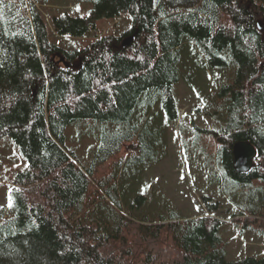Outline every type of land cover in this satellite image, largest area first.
Instances as JSON below:
<instances>
[{
  "label": "trees",
  "instance_id": "obj_1",
  "mask_svg": "<svg viewBox=\"0 0 264 264\" xmlns=\"http://www.w3.org/2000/svg\"><path fill=\"white\" fill-rule=\"evenodd\" d=\"M53 1L0 0V140L12 139L26 162L9 192L7 216L0 214V264H264V257L228 261L218 237L225 221L213 216L148 220L121 195L119 160L111 158L126 142L145 155L154 149L132 124L137 112L178 120L174 90L181 52L190 45L220 79L206 98V115L220 126L198 130L217 141L215 157L232 186L246 191L264 183V30L257 27L264 0H78L92 8L85 16L52 17L57 35L85 37L100 20L125 14L132 27L76 51L50 41L37 4ZM56 53L68 68L52 60ZM83 124L102 144L88 161L68 138V127ZM238 141L257 151L247 173L233 168ZM111 160V175L96 178ZM246 223L264 229V220ZM138 252L145 256L139 262L132 258Z\"/></svg>",
  "mask_w": 264,
  "mask_h": 264
},
{
  "label": "rangeland",
  "instance_id": "obj_2",
  "mask_svg": "<svg viewBox=\"0 0 264 264\" xmlns=\"http://www.w3.org/2000/svg\"><path fill=\"white\" fill-rule=\"evenodd\" d=\"M37 8L49 30L50 41L66 51L83 49L102 37H121L132 27L130 17L125 14L115 19L100 20L96 30L85 37L59 36L54 32L52 17L61 14L85 16L92 4L78 0H56L47 5L37 4ZM258 22L264 26L263 19L260 18ZM118 45L114 44L115 50ZM54 60L57 63V58ZM206 67L198 51L190 45L183 48L179 64L182 78L174 90L179 118L170 124L166 123L163 114L156 111L148 118L140 112L134 115L132 124L147 134L149 144L154 149L145 155L140 149H128V142L122 143V154L119 152L111 156L114 161L119 160L117 186L121 195L140 205V212H146L148 220L169 219L176 222L213 216L225 221L219 227L218 237L228 261L236 262L246 257L262 258L264 229L246 223V219L264 220V183L254 181L253 188L246 191L232 186L215 157L217 141L211 134L198 130L210 131L220 126L211 115H206L207 92L217 89L220 81L216 69L208 70ZM226 73L221 71L223 78ZM229 73L231 75V70ZM211 114L214 115L213 111ZM86 127L85 124L68 127L70 147L77 151L83 161L90 160L92 153L97 154L102 148L97 133L95 137ZM81 131L83 135L80 139ZM112 164L111 160L98 168L96 178H108ZM25 166L26 162L13 140L8 137L1 139L0 214L4 218L8 213L9 192L16 187L14 178ZM213 204L217 208L211 211ZM163 242L174 251L170 239H163ZM144 257L138 252L132 258L139 262ZM174 257L176 255L169 256Z\"/></svg>",
  "mask_w": 264,
  "mask_h": 264
},
{
  "label": "water",
  "instance_id": "obj_3",
  "mask_svg": "<svg viewBox=\"0 0 264 264\" xmlns=\"http://www.w3.org/2000/svg\"><path fill=\"white\" fill-rule=\"evenodd\" d=\"M257 27L259 30H264V26L261 22L257 23ZM136 32L124 38L121 42V47L126 48L131 44L134 40ZM58 58L57 64H63L66 68L70 65L66 61L65 57L61 53H56L52 60ZM257 156V151L255 147L248 141H238L235 142L232 146V157H233V168L238 173H247L249 172L254 166V160Z\"/></svg>",
  "mask_w": 264,
  "mask_h": 264
}]
</instances>
